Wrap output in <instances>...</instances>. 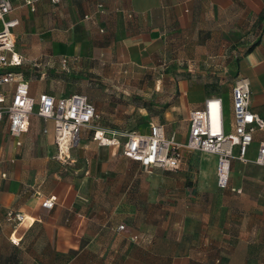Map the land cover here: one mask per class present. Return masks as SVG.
I'll use <instances>...</instances> for the list:
<instances>
[{"label":"crops","instance_id":"obj_1","mask_svg":"<svg viewBox=\"0 0 264 264\" xmlns=\"http://www.w3.org/2000/svg\"><path fill=\"white\" fill-rule=\"evenodd\" d=\"M12 3L8 17L19 19L13 32L23 64L47 57L138 68L167 57L194 64L189 77L178 82L179 109L170 117L180 140L188 135L189 111L213 96L223 98L226 130L233 129L237 76L249 79L251 107L264 117V0H39L35 10L26 0ZM209 62L212 70L204 72ZM30 90L35 97L46 92L38 85ZM33 122L34 133H24L17 146L7 118L0 120V264H54L55 254L65 257L62 264H79L88 251L83 241L100 235L93 226L102 221L89 217L85 209L92 202L81 199L77 175L69 176L67 163L53 155V142L41 134H48L53 122L37 115ZM86 131L78 146L85 142L83 159L89 161ZM261 141L264 130L255 132L248 158H256ZM231 187L241 192L223 190L221 212L191 218L190 238L177 239L182 249L169 264H264V166L233 160ZM51 196L57 198L54 207H43ZM11 210L25 220L9 221ZM124 252L127 264H165L160 250L152 262L147 249Z\"/></svg>","mask_w":264,"mask_h":264},{"label":"rangeland","instance_id":"obj_2","mask_svg":"<svg viewBox=\"0 0 264 264\" xmlns=\"http://www.w3.org/2000/svg\"><path fill=\"white\" fill-rule=\"evenodd\" d=\"M35 63L27 60L22 66L31 87L38 85L57 97L86 94L98 110L97 125L129 131L144 129L149 123L180 130L170 121L171 113L179 109L178 82L189 77L191 67L195 69L194 64L172 57L147 68L107 65L97 60L85 64L69 60L64 66L60 59L49 57ZM204 65L209 67L204 72L212 70L211 62ZM33 124L26 134L32 133ZM41 134L51 139L53 155L67 163L69 176L77 175L81 199L92 202L85 209L89 217L93 222L102 221L93 226L100 235L83 241L88 251L76 260L79 264L130 263L125 257L126 247L128 252L147 249L150 262L155 251H163L164 263L169 264L182 249L177 239L190 238L194 226L191 218L222 211L218 208L223 190L216 184L215 155L194 151L187 153L182 169H145L124 156L120 146H100L92 139V130L85 132L87 153L92 156L89 161L83 159L85 142L70 148L65 158H58L54 127ZM126 170L132 171V177ZM121 225L124 229L119 230ZM132 234L139 235L138 239L131 240ZM117 248L120 252L113 258ZM65 260L57 254L53 258L54 264Z\"/></svg>","mask_w":264,"mask_h":264},{"label":"built area","instance_id":"obj_3","mask_svg":"<svg viewBox=\"0 0 264 264\" xmlns=\"http://www.w3.org/2000/svg\"><path fill=\"white\" fill-rule=\"evenodd\" d=\"M37 1L26 0L33 10ZM12 9V0H0V120L7 118L9 135L16 140L17 146L22 145L20 138L28 132L32 116L37 115L53 122L58 158H65L60 154L64 143L70 148L76 147L82 133L92 130L93 140L99 145L120 146L127 158L139 162L145 169H182L186 166L187 153L194 151L215 155L217 186L221 190L230 188L241 192L231 187L233 160L264 166V141L258 144L255 159L247 157L255 132L264 130V117L251 107L252 90L248 78H235L231 131L226 130L224 100L220 96L209 97L203 108L189 111L186 140H180L176 131H168L161 123H150L146 131L102 127L96 124L99 114L86 94L59 97L47 92L38 97L31 94L29 80L18 70L23 65V57L17 51L13 32L19 19L8 17ZM61 63L66 66L68 59L62 58ZM56 201V196H51L42 206L51 209ZM8 220L17 225L25 220V215L11 210ZM118 229H124V225Z\"/></svg>","mask_w":264,"mask_h":264},{"label":"bare ground","instance_id":"obj_4","mask_svg":"<svg viewBox=\"0 0 264 264\" xmlns=\"http://www.w3.org/2000/svg\"><path fill=\"white\" fill-rule=\"evenodd\" d=\"M69 149H70V147H69L68 143H64L62 145V148L60 150V154H62V157H64L66 155V153H67V151H69Z\"/></svg>","mask_w":264,"mask_h":264},{"label":"trees","instance_id":"obj_5","mask_svg":"<svg viewBox=\"0 0 264 264\" xmlns=\"http://www.w3.org/2000/svg\"><path fill=\"white\" fill-rule=\"evenodd\" d=\"M258 43V41L255 43V44H257ZM251 49V48H250Z\"/></svg>","mask_w":264,"mask_h":264}]
</instances>
